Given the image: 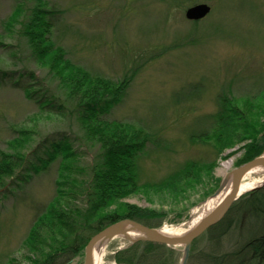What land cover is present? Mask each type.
Masks as SVG:
<instances>
[{"label": "rangeland", "instance_id": "rangeland-1", "mask_svg": "<svg viewBox=\"0 0 264 264\" xmlns=\"http://www.w3.org/2000/svg\"><path fill=\"white\" fill-rule=\"evenodd\" d=\"M46 1L49 7L59 10L52 37L72 61L92 74L114 80L132 75L121 102L103 116L140 125L150 134L146 151L138 157L141 181H158L185 160L213 159L211 146L193 142L190 134L210 125L205 117L216 110L219 91L223 89L239 104L264 92V0ZM197 3L207 4L209 14L198 22L187 20L185 9ZM31 4V0H0V38L5 42L16 43L17 39L15 34H7L4 22L15 7L23 6L28 11ZM18 26L16 23L15 28ZM21 64L11 62L10 56L0 51L1 67L20 69ZM25 66L35 69L32 62ZM37 110L23 94L20 84L0 82L1 151H9L8 141L21 127L34 131L25 148L27 153L35 143L41 142L45 133L49 135L60 125L53 116ZM90 155L79 157L80 165L89 162ZM239 155L237 152L226 159L218 158L212 176L222 179L234 168ZM55 167L52 164L44 174L26 168L30 178L18 181L13 177L0 187V263L12 257L13 264H30L23 257L25 249L21 242L34 217L54 195ZM259 178H262L260 184L241 194L237 203L248 193L264 187V173L245 179ZM212 181L206 182V188L212 186ZM204 190L198 187L178 203L166 195L152 193L133 195L126 201L162 209L167 214L161 226L178 228L214 197L203 198ZM178 213L182 216L177 221ZM239 222L223 237L219 252L235 250L251 237L256 239L264 234V228L255 230L258 220L245 217ZM205 241L203 237L196 242L198 251L205 249ZM129 244L121 236L106 241L101 245L97 264H116L113 255ZM172 248L173 264H180L182 247ZM79 259L83 264V256ZM187 264L204 263L189 254Z\"/></svg>", "mask_w": 264, "mask_h": 264}, {"label": "trees", "instance_id": "trees-1", "mask_svg": "<svg viewBox=\"0 0 264 264\" xmlns=\"http://www.w3.org/2000/svg\"><path fill=\"white\" fill-rule=\"evenodd\" d=\"M31 1L28 11L17 5L4 22V30L15 34L17 42L7 43L0 38V51L10 56L11 62L22 63L20 69L0 66V82L20 84L37 112L53 116L60 124L49 135L45 133L30 152L25 153V148L34 131L22 127L8 141L9 151L0 150V187L13 177L18 181L30 178L26 168L44 174L52 164L56 165L54 195L34 217L21 242L23 257L30 264H80L89 238L120 219L160 227L165 211L131 204L126 199L152 193L166 195L178 203L198 187L205 188V198L214 193L221 180L212 176L218 158L226 159L239 152L233 164L237 167L264 151V92L239 104L222 89L216 98V110L205 117L210 125L190 134L193 142L211 146L213 159L185 160L158 181H141L138 157L146 151L150 134L140 125L103 116L121 102L132 75L114 80L92 74L72 61L52 37L59 10L49 7L46 0ZM28 62L33 63L34 70L25 66ZM88 155L89 162L80 165L79 157ZM209 181L213 184L206 188ZM246 196L235 201L219 222L192 242V258L204 264H264V234L251 237L235 250L218 251L235 222L240 224L249 217L258 220L255 230L264 228V187ZM203 237L205 249L198 251L196 242ZM174 255L172 247L137 241L117 250L113 259L116 264H173ZM0 264H13V258Z\"/></svg>", "mask_w": 264, "mask_h": 264}, {"label": "water", "instance_id": "water-1", "mask_svg": "<svg viewBox=\"0 0 264 264\" xmlns=\"http://www.w3.org/2000/svg\"><path fill=\"white\" fill-rule=\"evenodd\" d=\"M210 11V7L205 3H197L185 9L184 16L191 21L200 20ZM255 167L264 168V155H259L250 161L234 167L221 179L218 188L212 194V197L219 194L227 182L230 183L228 193L200 220L179 235H169L162 233L159 227H150L132 219H120L109 224L100 231L93 234L84 247L83 264H94V250L106 241L115 236H121L130 244L137 241H150L164 244L168 247L181 246L182 254L180 264H187L189 251L192 242L199 237L210 226L219 222L226 214L232 203L239 197V187L243 176L249 170ZM264 182V181H263ZM130 233L136 234L131 236Z\"/></svg>", "mask_w": 264, "mask_h": 264}, {"label": "bare ground", "instance_id": "bare-ground-1", "mask_svg": "<svg viewBox=\"0 0 264 264\" xmlns=\"http://www.w3.org/2000/svg\"><path fill=\"white\" fill-rule=\"evenodd\" d=\"M264 173V168L262 167H255L243 176L240 187H239V194H243L246 191L256 187L257 185L260 184L262 178L259 179H253L250 181H246L248 176L251 175H260ZM230 188V183L227 182L223 189L217 194L215 197L207 200L205 202L204 207L200 210L199 213H196L189 221H187L184 224H181L178 228H167L165 226L160 227V231L165 234L169 235H179L185 232L186 230L190 229L192 226H194L202 216H204L206 213H208L219 201L222 200V198L228 193ZM185 226V228H183ZM131 236H135L136 234L130 233ZM101 247H96L94 250V264H97L100 260V255H101Z\"/></svg>", "mask_w": 264, "mask_h": 264}]
</instances>
